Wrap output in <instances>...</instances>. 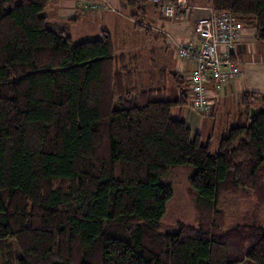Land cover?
Masks as SVG:
<instances>
[{"label": "trees", "instance_id": "16d2710c", "mask_svg": "<svg viewBox=\"0 0 264 264\" xmlns=\"http://www.w3.org/2000/svg\"><path fill=\"white\" fill-rule=\"evenodd\" d=\"M52 1L0 0V264H264V95H244L214 155L182 118L183 75L145 74L107 32L75 45ZM126 2L145 20L150 0ZM206 3L264 45V0ZM177 166L195 169L194 224L163 233ZM225 196L250 213L229 224Z\"/></svg>", "mask_w": 264, "mask_h": 264}, {"label": "crops", "instance_id": "0c3cea01", "mask_svg": "<svg viewBox=\"0 0 264 264\" xmlns=\"http://www.w3.org/2000/svg\"><path fill=\"white\" fill-rule=\"evenodd\" d=\"M187 1L189 6H191L192 8L189 20L184 22L168 20L170 22L172 21V23L174 24L168 28V31L171 27H175L176 31H173L172 34L176 35L177 38H180L182 40L180 43H177L178 45L182 42H185L189 37H191L199 20L209 17V5L206 3V0ZM92 6H97L98 8H92ZM149 8L153 10L156 9V11L159 12V9L152 4L148 5L147 10ZM147 10L145 20H147L148 16ZM133 14L134 10L127 6L126 0H53L44 12V16L47 18L50 27L54 30H58L62 27L64 28L65 26H68L69 28H71L72 32L75 26L80 25L85 31L87 29L91 30L95 35V40L100 39L103 32L109 33L114 45V49V34L116 33V31L120 32L119 34L121 38L124 39V44L122 45L123 48L131 47V45H129L127 42L129 37L126 36L125 31H127V29L124 28V25H127L129 27V30H131V32L134 34L138 29L136 28L137 24H141L146 27L145 22L141 20L136 21L133 18ZM75 17H77V22L75 24H71L70 21ZM111 28L112 30L114 29L113 33H111ZM133 28L135 29L134 31ZM241 31L243 34L242 39L231 50L233 52L234 59L239 62L241 68L243 69V77L242 79L237 80L234 83L219 86H217L215 83H212L210 86H208L210 94L212 96H215L214 104L212 105L208 114H200L194 109L189 108L188 106L184 109V111H182V118L187 122V125L191 129L193 135H201V130H205L206 127L210 124L209 120L211 119L213 122L216 121V119L220 117L221 113L223 112L227 116L233 114L234 123H236L235 125H237L242 119L243 110L241 108V102L244 95L246 93L262 92L258 89L259 87L256 86L254 82H251L249 78L250 75L248 76V80L246 79L245 70L247 67L257 64L256 58L258 55H264L262 52L264 51V49H260L261 46L259 45V43L261 42L256 40L255 33L252 29H246L243 26ZM141 36L143 35L141 34ZM149 36L150 34H146L145 36H143V40L145 41V38ZM177 44L174 50L176 62L173 60V58L171 59L173 64L171 68L183 75L188 80V78L194 72L195 64L190 60L185 61L178 58L176 53V49L178 46ZM257 47H259V50ZM161 50L164 51L163 48ZM220 51L222 53H225L227 50L225 47H222L220 48ZM138 53L139 52L135 51L134 55L128 53L127 55L137 56ZM154 53L155 49L151 53L148 51V54H150V56L152 57L151 59L149 57L151 64L150 66H153L154 62L156 61ZM125 54L126 53L124 52L122 55ZM260 64L261 63L259 61V65ZM147 70H149V68ZM251 77L258 78L260 80V83H262V81H264V67L258 68L255 74H251ZM151 79V76L148 77V75H146L144 78V84L150 86ZM253 109H256L258 111L259 107L255 106ZM177 115L179 117V110H177ZM249 119L251 120V118ZM230 128L225 127L223 135Z\"/></svg>", "mask_w": 264, "mask_h": 264}, {"label": "rangeland", "instance_id": "374dc122", "mask_svg": "<svg viewBox=\"0 0 264 264\" xmlns=\"http://www.w3.org/2000/svg\"><path fill=\"white\" fill-rule=\"evenodd\" d=\"M195 1H202V0H195ZM147 20L140 19L141 21H144L146 24L145 29H137L136 33H132L131 30H129V27L127 25H124V28L127 29L125 31L126 36L129 37L127 42L131 47L123 48V38L120 36V32H117L114 34V44H115V51L116 56H121L124 52L125 55L133 54L137 51L138 53V66L142 69V71L146 74L147 69L150 67V59L152 58L150 54H148V51L151 53L155 49V58H156V64L157 67L160 69L164 66L171 68L173 66L172 64V58L176 62L175 57V46L177 43H180L182 40L180 38H177L176 35H173L172 32L176 31L175 27H171L168 31V28L172 25V21H168V19H165L161 16V14L151 8L147 10ZM51 28V27H50ZM80 25L75 26L74 29L71 32L70 28V35L72 37L73 43L80 44L87 40L94 41L95 35L92 33L91 30L85 31L82 29ZM151 28V31L148 30ZM54 30V29H53ZM135 29L133 28V31ZM54 31H59L54 30ZM124 31V29H123ZM114 32V29L111 28V33ZM146 34H150L149 37L145 38V41L143 40V36ZM178 45V44H177ZM261 46L260 49H264V46L262 43H259ZM164 49L161 50V49ZM259 50V47H257ZM134 51V52H133ZM168 51V53H167ZM264 54V51H262ZM264 55L257 56V64L249 66L246 68L245 76L248 80V76L250 75L251 82H254L256 86H258L259 90L262 91V95H264V81L260 83V80L258 78H252L251 74L256 73L257 69L260 67H264ZM154 60V59H153ZM178 60V59H177ZM152 61V60H151ZM259 61L260 64L259 65ZM153 67V66H152ZM154 68V67H153ZM151 69V67H150ZM143 74V76L145 75ZM260 93V94H261ZM256 107H261V100L257 101L255 103ZM189 107V106H188ZM173 118L177 119V109L173 110ZM209 125L206 127L205 130H201L200 134L202 136V143L204 145H207L208 143H211L212 147V153L215 155L219 153V145H220V139L223 135V132L225 131V127H233L236 123H234V116L231 114L230 116H227L224 112L221 113L220 117L216 119V121L209 120ZM228 123V125H227ZM195 169L191 166H177L175 168H171L169 170L168 178L163 180V183L170 184L173 187V197L169 200L166 206V213L163 217L161 223L163 225L162 232L163 233H175L178 230V224L184 223V224H194V218H195V210L194 205L190 198L188 197V189L190 187V179L194 173ZM248 203L244 202V200H239L237 198L231 197V196H225L221 201V207L226 210L229 214V224L233 225L234 223H237L240 217L245 216L246 214L250 213V206L247 205ZM259 215V214H258ZM261 220H263L264 212H261L259 215ZM238 220V221H237Z\"/></svg>", "mask_w": 264, "mask_h": 264}, {"label": "built area", "instance_id": "2783aa9c", "mask_svg": "<svg viewBox=\"0 0 264 264\" xmlns=\"http://www.w3.org/2000/svg\"><path fill=\"white\" fill-rule=\"evenodd\" d=\"M150 4L159 9L162 17L173 21H188L192 12L187 0H150ZM208 11L209 17L199 20L191 37L176 49L178 58L195 64L187 80L189 108L203 115L209 113L215 100L208 86L234 83L243 77V69L231 50L242 39L243 25L230 13L215 11L212 6ZM222 47L225 53L220 51Z\"/></svg>", "mask_w": 264, "mask_h": 264}, {"label": "water", "instance_id": "95a60500", "mask_svg": "<svg viewBox=\"0 0 264 264\" xmlns=\"http://www.w3.org/2000/svg\"><path fill=\"white\" fill-rule=\"evenodd\" d=\"M256 115H257V110H256V109H252V110H251L250 118H251V119H254Z\"/></svg>", "mask_w": 264, "mask_h": 264}]
</instances>
